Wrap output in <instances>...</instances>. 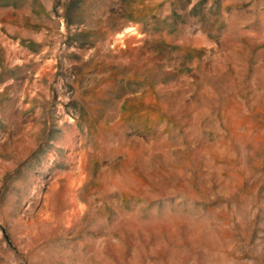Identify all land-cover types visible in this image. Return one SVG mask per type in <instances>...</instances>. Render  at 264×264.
<instances>
[{
  "label": "rangeland",
  "instance_id": "rangeland-1",
  "mask_svg": "<svg viewBox=\"0 0 264 264\" xmlns=\"http://www.w3.org/2000/svg\"><path fill=\"white\" fill-rule=\"evenodd\" d=\"M0 264H264V0H0Z\"/></svg>",
  "mask_w": 264,
  "mask_h": 264
}]
</instances>
